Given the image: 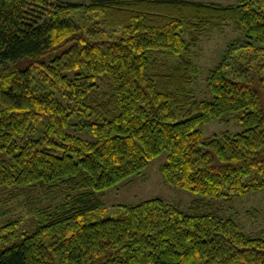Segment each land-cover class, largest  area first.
Instances as JSON below:
<instances>
[{"label":"trees","instance_id":"trees-1","mask_svg":"<svg viewBox=\"0 0 264 264\" xmlns=\"http://www.w3.org/2000/svg\"><path fill=\"white\" fill-rule=\"evenodd\" d=\"M222 22L243 38L197 98L191 47ZM162 152L164 180L208 201L264 190V0H0V193L67 192L0 222V264H264V236L200 201L103 217L104 192Z\"/></svg>","mask_w":264,"mask_h":264},{"label":"rangeland","instance_id":"rangeland-1","mask_svg":"<svg viewBox=\"0 0 264 264\" xmlns=\"http://www.w3.org/2000/svg\"><path fill=\"white\" fill-rule=\"evenodd\" d=\"M70 2L87 3L91 0H66ZM199 2H212L221 5L235 4L236 0H192ZM243 34L237 30L231 22H222L210 28L200 38L199 42L191 47L190 55L194 60L197 73L194 76L192 89L197 98H208L206 89V74L208 69L214 66L223 56L228 45L232 41L242 40ZM67 48L63 46L55 51V55ZM53 56L49 55V57ZM47 59V58H46ZM27 61L13 64L11 68H24ZM229 130L235 132L238 129L236 120L232 117L229 121L212 120L201 127L204 135L213 132ZM166 153L162 152L149 161L147 167L116 187L106 190L101 196L104 206L103 217H115L121 215L118 205H134L142 200L161 198L164 201L176 203L183 209H187L193 201H200L201 205L213 209L224 217H231L240 228L251 235L264 236V190L254 191L243 197H233L229 200H206L200 194L180 189L168 184L160 171L165 162ZM32 194H16L11 196L8 192L0 193V222L8 217H22L32 224L38 221L37 210L54 208L61 203L66 195L62 191L33 188ZM33 198V202L28 200ZM33 226V225H32ZM31 226V229L34 227Z\"/></svg>","mask_w":264,"mask_h":264}]
</instances>
